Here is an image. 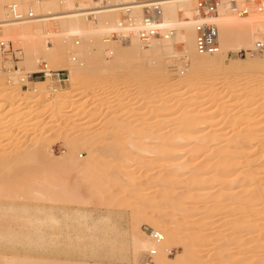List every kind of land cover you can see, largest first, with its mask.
Wrapping results in <instances>:
<instances>
[{
    "label": "bare ground",
    "instance_id": "1",
    "mask_svg": "<svg viewBox=\"0 0 264 264\" xmlns=\"http://www.w3.org/2000/svg\"><path fill=\"white\" fill-rule=\"evenodd\" d=\"M251 2H255L254 3L255 6L247 5L248 3L251 4ZM146 3L147 2H145V0H0V37L3 36L2 34L4 33L3 38L5 39L1 41L4 42L5 47L0 45V51L5 56H11L13 58L14 57L13 55H15L14 58H17L15 52L23 50L28 56L27 57L28 63L34 66L38 65L40 61L39 58L36 57V55L43 54L45 55L43 58L46 60V62H48L47 63L48 65L45 64V67L49 68V64L57 65V67L60 66L61 60L63 61L65 57L63 58L62 56L63 59L62 58L58 59L56 55V50L58 51V49L61 48L59 49V52L62 51L64 45L68 44L69 47H76V46H82V44L85 43L86 41H91L93 45L97 44L96 45L97 47L100 46L102 47L103 43L104 45L105 43H110L113 46H116L117 42L120 41V43H124L125 40L127 41V44L130 45V50L132 49L135 50V52L132 50V53H134L133 58L135 60L133 61L130 60V61L136 62L135 65L141 68L147 65L144 61L145 60L144 56H142L141 54L147 53V51H149L158 56L164 55L166 53L174 52L173 50L177 48V44H182L183 46L181 48L182 53L187 58L191 59V62L189 64L190 65L189 70L191 71V74L188 73V76L185 78L178 77L177 80L174 82V84L178 86L179 88L178 90L180 92H182L181 89L184 90V92L186 89L184 95L182 94L183 98L180 95H178L177 92L173 94V97L176 98V96L178 95L177 97L180 96L182 100L180 101L177 100L176 102H173L177 98L174 99L172 96H170L171 98L169 97L170 99L168 100L165 99L164 98L166 97L165 92L168 91L170 85L172 84H170V80L169 81L162 80L161 83L158 82L159 84L157 85L158 88V89L156 88L157 90H154L155 88H153V91H158V93L157 92L156 93L159 97L164 96L163 98L165 99L155 104L156 106L154 108L158 111V112L156 111L158 113V116L156 117L154 116L155 121L153 119H152L153 121H151L150 119L148 120L142 117V118H138L137 120L138 123H137L134 121L135 118L134 120H132L133 117L131 116L127 118L126 122L123 123L120 122L121 121L120 115L115 114V116L113 115L112 119H110V122L106 123L103 127V129H105L106 131L111 126L115 127V129L117 130L119 129V131L121 132L125 131L128 136L127 138H129L131 141V143L129 144L131 145V148L134 150L142 149V146L144 145L141 146V144H138L140 140L142 142V138L149 140L153 139V141H155L156 143V146L152 150L154 153L155 160L150 162L148 168L149 171L152 170L151 169L152 165L155 164L167 165V163L169 164L168 161L170 160L171 156L173 155L177 156L176 158L177 162L176 164L173 165L171 170H167V171L161 170L157 173L158 175L157 178L158 177L161 178L160 183L158 184L159 185L158 188L159 187L163 188L164 191L163 192L158 191L161 192L159 193L160 194L159 204L161 205V210L159 211V213L153 214V216L151 217L152 219L150 224L152 229L159 228L162 231V233L158 231H151V236H148L139 231L140 234H137L134 237L133 249L137 254L142 251L150 253V251L152 250L154 251V253L151 256L152 258L157 255V252H159L158 256L156 257L157 264H264V173L256 172L258 169L259 170L264 169V162L263 163L260 162L261 160H263L264 157V144H263L264 141L262 142L260 141L261 145L257 150L252 149L251 153L252 152L255 153H252L253 155L252 156L249 155V156L253 158V160H249L250 157L248 158V155H244L243 153H241L242 151L240 152V150H243L242 148L239 149L238 151L240 153H237V151H235L238 150L237 149L239 147L238 141H240V138H242L240 137L241 135L240 136L235 135L236 137L232 138L230 141L227 142L228 144H230L231 147L223 148L225 146V145L223 146V144L226 143V141L218 140L219 133L220 131H222L219 128L220 124L216 128L214 127L212 131H209V129L212 126L211 124L212 120L215 117H217L219 113L214 112L211 113L212 115L204 114L203 111H205L206 108L205 105L209 104L210 101L208 100V102L205 103L199 101L200 99L198 98L200 93L203 94V96L206 93L208 96H210V98L215 97L209 95V93L211 92L202 90L199 87L200 84L202 83L201 80L204 74L205 77H209V79L210 77L215 78L216 76H220V78L226 77L228 78V81L231 84L230 86H232L234 84L233 81L236 82V79L247 75L248 72H250V70L253 69L255 70V68L259 67V65H256L257 62L253 57V55H263L264 50H262L261 52L254 51L253 46L255 41L264 35V6L259 7L256 4L255 0H234L233 2L232 0H219V5L217 7L216 14L210 17H202V16H198L197 0H159L158 10L160 13L155 14L158 19L154 24V28L157 30V32L160 35L154 36L148 42H146L143 41V39L141 38V32L147 29V26L143 24L144 17L146 14V8H145ZM11 5L12 7L10 9ZM13 9H15L14 12ZM17 16H21V18ZM201 21L214 22L217 26L218 50L214 53H199L196 49L195 41H194V37H195L194 25L197 22H201ZM10 40H14V42H16V47L18 49L14 50L13 45L9 44ZM122 45L125 44H121V46ZM243 46H245L247 49H252L253 55L252 54L251 56L249 55V57L247 59H244L241 62V64H235V63L228 64L227 63L228 51L231 49L234 50V48L240 49ZM87 47L88 45L86 46V51H87ZM90 47L89 49H91ZM63 50H65V47ZM100 50L101 49H99V51ZM130 50L129 52H131ZM247 51L249 52V50ZM63 52L61 54H63ZM231 53L235 54L236 52H231ZM49 57L52 58L54 57V58L53 59L51 58L52 59L51 60L49 59ZM243 57H247L246 51H245V56ZM122 59L123 58H121V60ZM148 63L150 65H154L157 62L155 58L154 60L152 58L148 61ZM12 65L18 66L21 64L20 62H14V64ZM9 73H10V69H8L7 71L3 70V74L7 75ZM9 76L12 81L11 85H14L15 88L16 87L18 88L15 89L13 87L15 90L9 91L7 95H12L15 92L14 96L12 95L13 97L15 98L16 96L23 97L21 99H23L26 102V100L29 101V99L35 97L34 95H36V93H41L42 90L41 92L39 90L43 89L44 95L43 96L41 95L42 99L40 98L41 99L40 101L36 100L38 101L37 105H39L40 103H45L47 101L49 103L51 101V94L53 95V91H54L53 87L55 86L54 83L52 82V79L54 77H51L49 73L45 72L43 76L41 75V77H43L42 80L32 81L26 88H22V86L20 85V83L26 80L25 78L26 76L19 77L18 72L10 74ZM82 76L80 74H77L75 75V78L80 77L78 79L80 80ZM126 79L131 80L132 78H130L129 76L126 77ZM58 82L62 83V81L59 79ZM4 84L5 83L3 84L0 83V89L3 88L2 90H0V92L4 91V87H5ZM8 85L7 88L8 87L10 88V86ZM257 85L255 84L254 87L256 91L252 88V90L255 91L254 94H252L251 96H247L245 99L250 106L255 105L257 102H259L262 99L264 100V94L261 93L260 91L261 89H259L260 87H258ZM123 87L128 89L130 86L125 84L123 85ZM234 88L230 89L231 91L229 92L230 93L234 92L233 91ZM166 94H169V92H167ZM188 95H190L191 97ZM243 95L245 96V93ZM4 97L9 98L8 96H4ZM1 98L0 101L2 100ZM216 98H218L217 99L218 101H222L227 97L216 96L215 99ZM65 99H66L65 97H61L59 95V97L57 96V100L54 99V101L56 100L55 102L50 103V105L48 104L49 105L48 111H51L52 113V116H49L50 119L53 120L62 116L63 114L70 113V111L62 112L69 106L66 105L68 104L66 102H70V100L65 101ZM121 100L119 106L124 107L127 101L124 102L123 100L122 101ZM211 100H213V98H211ZM105 103L104 106L106 107L104 108L102 107L103 108L102 109L100 104L99 105L100 107L95 110L96 115L100 118H104L107 115L106 111L110 108V106L108 105L111 104L108 103L105 104ZM5 104L8 105V103ZM32 104H30V106ZM138 104H140V106L143 105L142 103H138ZM12 105H10L9 107H11ZM223 105L224 104H219L216 110L220 112L223 111L224 110ZM114 106L116 107V105ZM0 107H5V106L0 105ZM7 107L8 106H6L5 108ZM139 107L137 109H139ZM26 108L27 106L25 108L23 107V109ZM44 108L45 107H43V109ZM121 109L123 110V108ZM95 111L93 113H95ZM120 111L121 110H119V114ZM247 115H245L244 118H247L248 121L253 122L254 120L250 119L249 117H246ZM255 115L256 117L253 116V118H257V114ZM263 117L261 119H263ZM261 119L259 118L258 122H260ZM59 120H55V121H59ZM48 122H52V121L49 120ZM256 124L245 126L248 129V131L246 132L247 136L249 135L252 137L254 135L256 136L257 134H264V127H257ZM198 126H201V128H203V133L194 139L193 141L194 147L190 150L191 152L195 150L196 155L191 157L190 160L181 162L180 160L183 158L182 156H186L187 154H189L190 151L187 152L188 150H184L186 146L184 148V146L180 145L179 143L181 141L187 140L188 137L191 136V135L188 136L186 134L187 136L186 137L184 135L185 133L189 132V130L195 129ZM143 128L150 131L144 132L142 131ZM33 132H35V130ZM142 132L147 133L148 135L144 137L145 134H143ZM32 134L35 135V133ZM40 134L42 135V133ZM123 134L121 135L122 138L120 137L118 139L116 138L115 139L117 141H119L120 139L122 140L124 135H126ZM89 135L83 136V139L80 138L78 139L79 141L75 142L76 145L85 146V148L89 151L88 158H86V160L84 161H75L73 165L75 171L77 172L78 177H80L82 180L83 179H85V181L87 180L86 181L87 183L88 181H90L89 183H91L92 181L89 179L90 176L88 177L89 173L93 172L94 173L93 176H95L99 172H100L99 174H101V172L103 170L105 171V169H106L105 172H107L108 170H111L112 172V170L115 169L114 167L115 165H114L108 168L104 167L102 171L100 170L101 169L100 167L103 166L102 165L103 163L98 162L99 156L97 155H99L98 154L99 147L97 146H99L98 145L99 141L96 139L100 136L96 134L95 135L89 134ZM38 137L41 138V136ZM38 137L35 138L37 140L42 139ZM212 143L214 146L213 149L216 147L218 150V151H214L212 155H214L216 159L219 158V160L217 164L210 167L218 168V172H222V171L225 172V176H222L221 178L229 179L231 181L230 182L231 185L239 183L240 192L243 193L242 199H233L232 202L230 203V207L235 206V210H234L235 213L233 212L234 215L232 214L231 220L229 221L226 220L227 222L225 223L224 226L226 229L223 231L222 237H227L228 242L224 244V246H221L220 248H216L214 246L213 248H210L209 245L210 243L208 242L209 239H214V243L219 240V238L218 240H216L215 234L213 235L211 233L213 232L211 231V228L205 230H199V232L197 229H196L197 232L193 229L195 232H191V234L188 233L186 234L184 232L185 234L183 235L179 232L180 230L178 227L179 222L173 219L175 217H173L172 214H169L170 212L168 213L169 208L174 210L175 213L181 211V208H183V212L187 211L188 208H184V206L186 207V201L190 200L189 198L192 197L190 192L194 189H196L197 191L202 190L201 187L203 186V184L205 185L206 180L193 182V178L194 177L196 178V176H198V172H200L201 169L205 170V168L209 165L207 164V161L202 162L200 161V159L208 152L207 151L208 149H211L209 148V146ZM42 145H43V140L40 142V144L36 145L35 147H32L31 144L28 145L27 147L23 148L24 150H22V148L19 145H15V144H13L12 146L8 145L9 147L7 146V148L0 149V189L1 190L3 189V187L4 188L6 187L5 183H7L8 186L10 185L11 188L13 187L16 189L17 187L20 188L21 184L24 181H26L27 178L28 179L34 178L33 173H35L34 174L35 176L37 175V173L35 172L36 170L34 171L32 167L35 168L38 162H39L38 163L39 167L43 166V165L40 166L42 160L44 159L43 158L44 155L42 153V148H43ZM117 149H119V147ZM113 152L114 151H112V153ZM126 153H127L126 150L124 152L122 150L118 154V157L122 159L129 158L128 156L129 154L127 155ZM246 153H248V151ZM131 156L132 155H130V157ZM21 158L26 159V162L28 163L27 166L29 168L26 166L27 168L25 169L22 168L18 172L8 174L10 170L14 167V162ZM71 158H72L71 156L68 157L62 156L61 159L65 162H68L71 160ZM134 162H137L136 159ZM260 165L261 167L259 168ZM127 167L128 166L126 164H122L121 173L126 174L129 170L127 169ZM36 168H38V166ZM41 172H43V170H41ZM99 176L101 177V175ZM99 176H97V178ZM108 177L110 179L109 180L110 188L112 187L114 190L115 189L117 191L119 190L120 194H124L129 190L132 191L130 188H132L134 184L136 185L135 187H143V183L138 182L139 178H136V176L135 177L131 176L129 178L130 179L129 182L123 184L119 183L122 181V178L118 176L111 175ZM170 180L172 182L177 180V182H174V184H169L170 182L168 181ZM156 183L154 182V184ZM38 184L41 185V191L39 190L40 186L38 188L36 187L38 186ZM38 184L35 186H31L30 188L29 195H30V199L32 200H38V199L42 200L45 196L44 191H42L43 189L42 184L40 183ZM182 184L187 185V187L190 186L191 188L185 189L183 190L184 192L182 191V193L176 194L177 191L180 190ZM225 185H223L222 189L219 192L214 193L212 195H208L207 197H203V199L205 200H202V203L199 200L201 206H204V208L206 209V211H204L203 213L204 215H206L208 211L210 212L211 209L212 210L214 209V212L216 210L218 211V207L216 205L220 202H224L225 200L223 198L228 196L225 193H227V190L229 188L225 187ZM146 191L147 188L145 189L142 188V193H139L137 197L138 196L143 197L144 195L143 193H145ZM155 194L156 193H154L153 196H151L148 199L150 200L156 199V197L154 196ZM195 197L196 198L200 197V194L198 193ZM211 198L216 199V201H212V200L210 201ZM146 207L147 205H145V208ZM26 208L27 206H24L23 212L27 210ZM194 210H196V208ZM54 211L50 208L47 209L46 207H41L38 205L29 206L28 220L26 221L28 223V233L25 232V230L24 231L15 230L13 228L14 227L13 224L6 226V224L2 223L0 225V249L2 248L5 251H11L16 253L18 251V247L22 245L24 249L28 251V257H20V255L18 254L13 256L0 254V264H72V263H62L59 261H51V260L49 261L45 260L46 262L45 261L40 262L41 259L38 258L39 256L37 255H36L37 257L33 256V253L36 252V250L45 247L46 244H48L49 241L52 240L51 238L52 233H47L46 231L47 228L49 226H53L54 224L55 225L60 224V221L53 213ZM143 211L144 208L140 210V213L142 214ZM3 212H5V209L4 211L0 210V213ZM203 214L202 215L200 214L201 219H199V217L197 216L198 214L197 215L194 214L195 216H193L194 219L192 221L195 222L196 225H201V224L206 225L207 224L205 222L206 218H204ZM67 217H69V215ZM156 233H158L161 236V238L155 237L154 235ZM70 237L71 236H69V238ZM205 242L209 243L208 244L209 246H204L207 245V244H203ZM174 244H182L184 250L182 254H178L175 258L171 259L166 255V253H169L171 251L170 249L171 245ZM206 252L207 253L209 252L212 255L210 261H208V257H209L208 255L206 257L207 261H204L206 260L204 255V253Z\"/></svg>",
    "mask_w": 264,
    "mask_h": 264
},
{
    "label": "rangeland",
    "instance_id": "2",
    "mask_svg": "<svg viewBox=\"0 0 264 264\" xmlns=\"http://www.w3.org/2000/svg\"><path fill=\"white\" fill-rule=\"evenodd\" d=\"M254 3L255 2H251V4L248 3L247 5L252 6L254 5ZM11 7L12 5L10 6V9ZM2 35L3 36L0 37V42L5 40L3 38L4 33ZM9 44L13 45L14 50L18 49L16 47V42H14V40H10ZM121 44H125L122 46H124L126 49L122 47ZM87 45L88 47L86 51ZM92 45L93 44L91 43V41H86L85 43L82 44V46L69 47L68 44L64 45L63 49L65 47L66 52L63 49L62 51L59 52V49L61 48H59L58 51L56 50V55L58 59L62 58V56L63 58L64 57L65 58L64 59L62 58L63 61L61 60V64L59 67H57V65L49 64V68L45 67V69H43L44 73L47 72L50 74L51 77H54L52 79V82L54 83L55 87H53L54 91H53V95L51 94V101L49 100L50 101L49 103L47 101L45 103H40L39 105H37L38 101L36 100L40 101L42 99L41 95L42 96L44 95L43 89L39 90L40 92L42 90L41 93H36V95H34L35 97L29 99V101L26 100V102L23 99H21L23 97L20 96H16V98L13 97L15 92L14 94H12L13 96L7 95L9 91L11 90L14 91L16 88H18V87L15 88L14 85H11L12 81L9 75L18 72L19 77L26 76L25 77L26 80L20 83L21 86L22 84H25L26 87L32 81L42 80L43 77H41V75H39L38 72H40L41 69L44 68L45 64L48 63L43 58L45 55L37 54L36 57H38L40 61L38 65L34 66L28 63L27 61L28 56L23 50L15 52L17 58L14 57L12 58L11 56H5L0 51V70H1L0 83L2 84L5 83L4 86L6 87V88L4 87L5 92L2 91L4 93L0 92L1 94H3V95L0 94V96L2 97V98L0 97L2 99L0 101V105H4L5 107L8 106L7 108L0 107V122H1L0 149L7 148L8 145L12 146L13 144H15V145H19L22 148V150H24L23 148L27 147L28 145L31 144L32 147H35L36 145L40 144V142L43 140L42 153L44 155L43 156L44 159L42 160V163L40 165L43 166L39 167L38 165L39 162H38L36 166L34 165L35 168L37 166L38 168L35 169L34 167H32L34 171L36 170L35 172L37 173L36 176L34 175L35 173H33L34 178H29V179L27 178L28 180L26 179V181H24L21 184L20 188L17 187V189L14 187L11 188L10 185L8 186L7 183H5L7 188L3 187L2 190L0 189V206H1L0 210L4 211L5 209V212L0 213V225L2 223L6 224V226L13 224L14 226L13 228L15 230L17 231L25 230V232L28 233V223L26 222L28 220V207L32 205H38L41 207H46L47 209L50 208L53 211L55 210L53 213L60 221V224L57 225L54 224L53 226H49L46 230L47 233H52V237H51L52 240H50L45 247L36 250V252L38 251L37 253L36 252L33 253V256L36 255L39 256L38 258L41 259L40 262H43L45 260L46 261L51 260V261H59L62 263H72V264H79V263L157 264L156 257L158 256L159 252H157V255L154 256L153 258L148 257L146 253L149 252H145V251H142L137 254L133 249V242H134L133 240L137 234H140V232L148 236H151V231H158L162 233V231L159 228L152 229L150 224L152 219L151 217L153 216V214L159 213V211L161 210V205L159 204V196H160L159 193L164 191L163 188L160 187L158 188L159 186L158 184L160 183L161 178L159 177L157 178L158 176L157 173L161 170L164 171L171 170L173 165L176 164L177 162L176 161L177 156L176 155L171 156L170 160L168 161L169 164L167 163V165H159V164L152 165L151 168L152 170L149 171L148 168L150 162L155 160L154 153L152 150L156 146V143L155 141H153V139L149 140L142 138V142L140 140L138 144H141V146L144 145L145 147L142 146L141 150L140 149L134 150L131 148V145L129 144L131 143V141L129 138H127L128 136L125 131L122 132L126 135H124L121 131H119V129L118 130L115 129V127L113 126L111 127L109 126L110 128H108L107 131L103 129V127L106 123L110 122V119H112L113 115L115 116V114L120 115L121 117L120 122L123 123L126 122L127 118L131 116L133 117L132 120H134L135 118L134 120L135 122H137L138 118H142V117L144 119H148V120L150 119L151 121H153L155 119L154 116L155 117L158 116L157 113L158 111L154 108L157 102H160L165 99L167 100L170 99L171 98L170 96L173 97V94L175 92H177V94L180 95L181 97L186 92V89L185 92L182 89L181 91L183 93L180 92L178 90L179 89L178 86H176L174 82L177 80L178 77L185 78L188 76V73L191 74V71L189 70L190 67L189 64L191 62V59L187 58L182 53L181 50V48L183 47L182 44H177V48L173 50L174 52H170L171 54L166 53L164 55L158 56L149 51H147V53L141 54L142 56H144L145 58L144 61L147 65L139 68L137 67V65H135L136 62H131L135 60L133 58L134 53H132L133 49L130 50V45L127 44V41L125 40L124 43H120V41L117 42L116 46H113L110 43H105V45L103 43L102 47L100 46L101 48L97 47L96 46L97 44L93 46ZM89 47L91 49H89ZM243 47H241L240 49L234 48V50L231 49L228 51V55H227L228 64L231 63L241 64V62L244 59H247L249 55L251 56L252 49H247L245 46ZM99 49H101L102 51L101 50L99 51ZM129 50L131 52H129ZM239 50H245L247 52V57L238 56L236 53L235 54L231 53V52H237ZM247 50H249V52ZM63 51L65 52V54ZM133 51L135 52V50ZM62 52L63 54H61ZM120 57L123 59L121 60ZM253 57L257 62L256 65H259V67L255 68V70L253 69L254 71L250 70V72H248L247 75L236 79V82L233 81L234 84L232 86H230L231 84L228 81V78L226 77L220 78V76H216L215 78L210 77L209 79V77H205V74L203 76L202 73L203 76L202 80L203 79L205 80L203 81L201 80L202 83L201 84L199 83L200 84L199 87L202 90L211 92V93L208 92L209 95L215 97L218 96V97H227V98L223 99L222 101H218L217 100L218 98L215 99V97H211L213 98L214 100L213 101L211 100L210 96H208L206 93L204 94V96L203 94L200 93L198 97L200 99L199 101L201 102L206 103L208 102V100L210 101L209 104L205 105L207 109L205 108V111H203L204 114L210 115L211 113L214 112L219 113V115H217V117H215L212 120L211 123L212 126L210 128L211 130L209 129V131H212L214 127L216 128L220 124L219 128L222 131H220L219 133L218 140L226 141V143L223 144V146L225 145L223 148L231 147L230 144H228L227 142L230 141L232 138L241 135L240 137H242L243 140L242 138H240V141H238L239 147L240 146L241 147L239 148L237 146L238 150L235 151H237V153H240L242 151L241 153H243L244 155H248V158L253 155L252 153H255V152L251 153L252 149L257 150L261 145V142L264 141V134H257L256 136L254 135L252 137L248 135L250 137L249 138L246 133L248 129L247 127H245L256 124V122H257L256 124L257 127H264V117H263L264 100L261 98L262 100L257 102L255 105H251V106L245 100L247 96H251L256 91L254 89L255 84L256 85L258 84L257 86L260 87L259 89H261L260 90L261 93L264 94V54L253 55ZM51 58L52 57H49V59ZM152 58L153 60L155 58L157 62L154 65H150L148 63V61ZM14 62H20L21 65L18 66L12 65L14 64ZM8 69H10V73L7 75L3 74V70L7 71ZM77 74H80L81 76L83 75L82 76L83 78L81 77V79L78 80L80 77L75 78V75ZM129 76L132 79L131 80L128 79L129 80L128 81L126 77ZM58 79L61 80L62 83L58 82ZM162 80H168V81L170 80V84H172L170 85L168 91L165 92L166 97L168 95L169 96L167 98L163 96L165 99L157 95L158 91H153V88H155L154 90L158 89L157 85L161 83ZM124 83L130 87L126 89L125 87H123V85H125ZM7 85L10 86V88L8 87L9 89L7 88ZM233 88H234L233 90L234 92L230 93L229 92L231 91L230 89ZM252 88L255 91H253ZM2 89L3 88H1L0 90ZM167 92H169V94H166ZM242 93L243 94L245 93V96ZM59 95L61 97H65L66 98L65 101L70 100V102H66L68 103L66 105L67 106L69 105L68 108L62 111V112L70 111V113L63 114L61 112L63 115L61 114L62 116L58 117L60 120L58 118L52 120L49 117L52 116V113L51 111H48V107L50 103L55 102L57 100V96L59 97ZM4 96H8L9 98ZM177 96H176L177 99L173 97L174 99H176L173 102H176L177 100L178 101L182 100L183 97L181 98L180 96L179 97ZM54 99L56 100L54 101ZM121 99L124 102L127 101L129 103L126 102L127 105L125 104L124 107H120L119 104L121 103L120 102ZM18 101L21 102L19 103ZM1 102H3L4 104ZM9 102L10 105L13 104L11 107H9L10 106ZM105 102L113 106L108 105L110 106L109 109L111 112L108 109L106 111L107 115L104 118H100L96 115L95 110L98 109L100 106L101 108L106 107L104 106ZM5 103H8V105ZM32 103L36 105L34 106ZM138 103H142L143 104L141 105L142 107ZM30 104L32 105L30 106ZM136 104L138 105V107L140 106L139 109H137L138 107ZM219 104H224L223 105L224 110L221 112L216 110ZM114 105H116V107ZM26 106L27 108L23 109V107L25 108ZM43 107H45L46 109L44 108L45 109L44 110ZM121 108H123V110ZM119 110H121L120 114H119ZM94 111L95 113H93ZM255 114H257V118H253V116L256 117ZM260 114L263 117V119H261L262 117L260 116ZM245 115H247L246 117H249L254 121L253 122L248 121L247 118H244ZM259 118L261 119L260 122H258ZM49 120L54 122L53 123L48 122ZM55 120H59V121H55ZM34 130L35 132H33ZM193 130H189V132L184 134L185 136L186 134L188 136L191 135L188 137V139L190 140L187 139L179 143L180 145H183L184 148L186 146L184 150H188L187 152H189L194 147L193 146L194 139L203 133V128H201V126H198ZM142 131L146 132L150 130H146L145 128H143ZM144 132L142 133L145 134L144 135L145 137L148 134ZM32 133H35V135ZM40 133H42V135ZM89 134H94V135L96 134L100 136L96 138L99 141L98 142L99 146H97L99 147L98 148L99 155H97L99 156L98 162L103 163L102 164L103 166L100 167L101 169L100 168L99 169L102 171L104 167L108 168L114 165H115L114 166L115 169H113L112 172L111 170H108L107 172L109 174L105 172L106 169L105 171L104 170L102 171L103 174L102 172L101 174H99L100 173L99 172L98 174L101 175V177L98 174L95 175L96 177L93 176L94 175L93 172L89 173L88 177L90 176L89 179L92 181L91 183H89L90 181H88L89 183L88 184L86 182L87 180L85 181V179H83L84 180L83 181L80 177H78L77 172L75 171L73 165L75 161H84L86 160V158H88L89 151L85 148V146L76 145L75 142L79 141L78 139L80 138L83 139V136ZM122 134L124 135V137L126 136L125 138L123 137V139H125L126 141L123 139H122L123 141L121 139L117 141L116 139L120 138ZM38 136H41L42 139ZM35 137L36 138L38 137L41 140L39 139L37 140ZM118 147L119 149H117ZM213 147H214L213 143L210 144L209 148L211 149H208L207 150L208 152L200 159V161L202 162L207 161V164L209 165L205 168V170L201 169L200 172H198V176H196V178L195 177L193 178V182L206 180V183L205 185L203 184V186L201 187L202 190L197 191L196 189H194L195 191L192 190L190 192L192 195L191 197L192 199L189 198L190 200L186 201V207L184 206V208H188L187 211L189 213L187 211H184L185 212L184 213L183 208H181V211H178L179 213L177 211H176L177 213H175L174 210L169 208L168 213L170 212L169 214H172V216L175 217L173 219L179 222L178 225L180 229L179 232L183 235L185 233L191 234V232H195V231L197 232V230L199 232V230H205L211 228V231H213L211 233L213 235L215 234L216 240H218V238L219 240L214 243V239H209L208 242L210 244L207 242L203 244H207L204 246L210 245V248H213V246L216 248H220L221 246H224V244L228 242V238L222 237V233L226 229L224 227L225 223L232 219V214L235 210V206L230 207V203L232 202L233 199H242L243 193L240 192L239 183L231 185L230 184L231 181L229 179L221 178L222 176H225V172L223 171L218 172V168L210 167L217 164L219 160V158L216 159V157L212 155L214 151H218L216 147L214 149ZM241 148L244 151L240 150V152H238L239 149ZM122 150L123 152L125 150L127 151L126 154L127 155L129 154L128 155L129 158L122 159L118 157V154ZM112 151L114 152L112 153ZM247 151L248 153H246ZM130 155H132L131 156L132 158L130 157ZM194 155H196L195 150L192 152L190 151L189 154H187L186 156H182L183 158L180 161L183 162L186 160H190V158L193 157ZM62 156L65 157L71 156L72 158L70 161L65 162L61 159ZM137 156L140 158H138ZM135 159L137 162H134ZM249 160H253V158L250 157ZM260 162L261 163L264 162V157L263 160H261ZM27 164L28 163L26 162V159L21 158L16 160L14 162V167L10 170L8 174L18 172L22 168L23 169L27 168L28 167ZM122 164H126L128 166L127 169L129 170L126 173L127 176L126 174L121 173ZM260 167L261 165L259 166V168ZM41 170H43V172H41ZM256 172L264 173V169L263 170L258 169ZM111 175L122 178L123 182L122 181H121L122 183L119 182L120 184L127 183L129 182L130 180L129 178L131 176L133 177L136 176V178H139L138 182L143 183V187H135L136 185L133 183L134 185L132 186V188H130L132 191L127 190L128 192H125L124 194H120L119 190L117 191L116 189L114 190L112 187L110 188V184H109L110 179L108 176ZM97 176L99 177L97 178ZM31 182L32 183L34 182L33 183L34 185ZM154 182L157 183L154 184ZM168 182H170L169 184H174V182H177V180L173 182L170 180ZM38 183L42 184L43 186L42 191H44L45 196L42 200L40 199L32 200L30 199V195H29L30 188L31 186H35ZM222 183L223 185L226 184L225 187L229 188L227 190V193H225L226 195H228L226 196L227 198L226 197L223 198L225 200L224 202H220V203L217 202L218 204L216 206L218 207V211L216 210L214 212V209L213 210L211 209L210 212L208 211L206 215H204L203 213L204 211H206V209L204 208V206H201L202 200H205L203 199V197H207L208 195H212L214 193L219 192L223 187ZM39 186H40L39 190L41 191V185L38 184V186L36 187L38 188ZM142 188L144 189L147 188V191L143 193L144 195L142 194L143 197L142 196L137 197L139 193H142ZM189 188L191 187L190 186L187 187V185L182 184L180 190H178L176 194L182 193L183 190ZM154 193H156L154 195L156 199L154 200L148 199L151 196H153ZM198 193L200 194V197L196 198L195 196ZM199 200L201 203H199ZM211 200L216 201V199L214 198H211L210 201ZM145 205H147L146 208ZM24 206H27L26 208L27 210L25 211L26 213L23 212ZM143 208L144 211L141 214L140 210ZM195 208L196 210H194ZM194 214L197 215L199 219H201L200 214L201 215L203 214L204 218H206L205 222L207 224L196 225V223L192 221L194 219L193 216H195ZM68 215L69 217H67ZM228 215H230L231 217ZM68 235L71 236L70 237L71 239L69 238ZM170 249L171 251L169 253H166V255L171 259L175 258L178 254H182L184 250L182 244L171 245ZM208 253L207 252L204 253L206 259L204 261H207L206 258L207 255L209 257L211 256L210 258L208 257V261H210V259L212 258L211 253H209L210 255ZM0 254H5L7 256H13L18 254L20 255V257H28V251H26L22 245L18 247V251L16 253L11 251H5L4 249L1 248Z\"/></svg>",
    "mask_w": 264,
    "mask_h": 264
},
{
    "label": "built area",
    "instance_id": "3",
    "mask_svg": "<svg viewBox=\"0 0 264 264\" xmlns=\"http://www.w3.org/2000/svg\"><path fill=\"white\" fill-rule=\"evenodd\" d=\"M234 0H232L233 2ZM256 4L261 7L264 6V0H255ZM146 3V14L144 17V25L147 26V29L143 30L141 32V38L143 41L148 42L152 37L159 36L160 34L157 32V30L154 28V24L156 23V20L158 19L155 14H159L158 10V2L159 0H145ZM219 5V0H197V9H198V16L202 17H210L216 14L217 7ZM15 9H13V12ZM21 18V16H17ZM194 32H195V46L199 53H214L218 50V30L217 26L214 22H208V21H201L197 22L194 25ZM1 46L5 47L4 42L0 43ZM10 49V48H8ZM254 51L261 52L264 50V35L261 38H258L253 46ZM239 56H245V50H239L236 52ZM15 57V55H13ZM44 65V64H43ZM42 65V66H43ZM43 69H41V72L39 75H43ZM22 87H26L25 84H22ZM157 238H161V236L156 233L154 235ZM154 251H150V253H146L148 257H151Z\"/></svg>",
    "mask_w": 264,
    "mask_h": 264
}]
</instances>
